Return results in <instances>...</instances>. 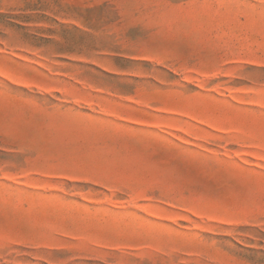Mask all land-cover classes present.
Here are the masks:
<instances>
[{
  "label": "rangeland",
  "instance_id": "1",
  "mask_svg": "<svg viewBox=\"0 0 264 264\" xmlns=\"http://www.w3.org/2000/svg\"><path fill=\"white\" fill-rule=\"evenodd\" d=\"M0 264H264V0H0Z\"/></svg>",
  "mask_w": 264,
  "mask_h": 264
}]
</instances>
